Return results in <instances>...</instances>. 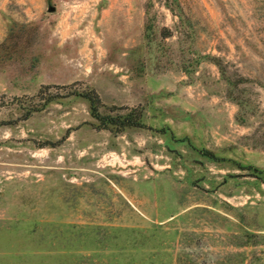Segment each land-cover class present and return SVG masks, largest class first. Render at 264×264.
Masks as SVG:
<instances>
[{
	"label": "rangeland",
	"instance_id": "rangeland-1",
	"mask_svg": "<svg viewBox=\"0 0 264 264\" xmlns=\"http://www.w3.org/2000/svg\"><path fill=\"white\" fill-rule=\"evenodd\" d=\"M262 169L264 0H0V264H264Z\"/></svg>",
	"mask_w": 264,
	"mask_h": 264
},
{
	"label": "trees",
	"instance_id": "trees-1",
	"mask_svg": "<svg viewBox=\"0 0 264 264\" xmlns=\"http://www.w3.org/2000/svg\"><path fill=\"white\" fill-rule=\"evenodd\" d=\"M170 9H172V8H170ZM166 35H168V34H166ZM213 59H214L213 61L217 65L219 71L225 77L226 81L228 83H235L236 80H234L233 77L230 74H228L227 69L224 66L221 59L215 55L213 56ZM239 79L243 80V79H245V77L242 74H238L237 80H239ZM75 93H79L80 95H83L84 97L87 98V100L89 102L90 113L93 117H95L97 119V121H98L97 126H99V127H109L110 125H113L116 129H122L126 126H145V122H143V120L141 119V115L133 113L131 108L125 107L124 108L125 110H122V111L117 110L116 112H114V114L101 111L100 107L103 105V103L100 99L99 94L94 89H91L90 91H86V92H75ZM54 96H55V94L49 93L45 97L44 103L50 101ZM116 108H118V107H116ZM34 109H38V108H34ZM109 109L111 110L113 108H109ZM119 109H123V107H121ZM113 126H110V127H113ZM202 151L208 157H211V158L216 157L215 154L208 149L204 148V149H202ZM238 165L240 168L253 167L251 164H247V165L246 164H238ZM254 168H256V166H254ZM261 171L264 172V169H262Z\"/></svg>",
	"mask_w": 264,
	"mask_h": 264
}]
</instances>
